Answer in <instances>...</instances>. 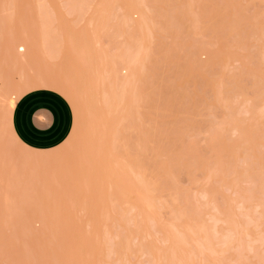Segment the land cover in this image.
<instances>
[{"label": "rangeland", "instance_id": "rangeland-1", "mask_svg": "<svg viewBox=\"0 0 264 264\" xmlns=\"http://www.w3.org/2000/svg\"><path fill=\"white\" fill-rule=\"evenodd\" d=\"M144 5L145 73L107 104ZM36 87L74 112L49 150L11 127ZM262 263L264 0H0V264Z\"/></svg>", "mask_w": 264, "mask_h": 264}, {"label": "crops", "instance_id": "crops-1", "mask_svg": "<svg viewBox=\"0 0 264 264\" xmlns=\"http://www.w3.org/2000/svg\"><path fill=\"white\" fill-rule=\"evenodd\" d=\"M74 112L65 96L53 88L36 87L16 101L11 127L22 144L36 150L61 145L72 131Z\"/></svg>", "mask_w": 264, "mask_h": 264}, {"label": "bare ground", "instance_id": "bare-ground-1", "mask_svg": "<svg viewBox=\"0 0 264 264\" xmlns=\"http://www.w3.org/2000/svg\"><path fill=\"white\" fill-rule=\"evenodd\" d=\"M143 1V0H142ZM142 5V4H141ZM133 8H131L130 10H132ZM134 9H135V12H136V14H138L137 16H138V20L136 21V20H133L132 19V16L130 17V14L128 15V13L126 14V16L124 15V19H123V21H121V23H122V26L123 27H127V26H131V27H129V29L128 28H125L124 29V31H123V28L122 27H119V30H120V28H121V30L124 32V33H126V36H127V38H128V36L130 35H128L127 34V29L128 30H130V28H137V30L136 29H134V30H136V33L134 32L133 34H132V36H134V38H135V36H136V34H137V36H139L138 35V32H139V30H138V28H140V29H145V31H146V35H148L149 34V36L147 37L148 39L151 37V35H152V37L151 38H153V34H154V31H153V29L156 27L155 26V18L154 17H152L151 15H150V13H152L151 12V8H149L148 6H145L144 5V9H143V6L141 7V6H139V7H134ZM101 11V10H100ZM150 12V13H149ZM152 18V19H151ZM153 18H154V20H153ZM124 23V24H123ZM125 25V26H124ZM127 25V26H126ZM157 25V24H156ZM120 30V31H121ZM126 31V32H125ZM141 31H144V30H141ZM141 31H140V33H141ZM144 31V32H145ZM153 31V32H152ZM133 32V31H132ZM143 32V33H144ZM122 33V32H121ZM121 33H120V36H122L121 35ZM142 33V34H143ZM135 34V35H134ZM145 34V33H144ZM141 36H143V35H141ZM140 36V37H141ZM130 37V36H129ZM135 38L134 40L133 39H131L130 40V38L127 40H125L124 42H123V40H122V46H121V52L119 53V58H118V63L115 61V62H113L111 65H110V69H109V72H108V74H109V78H108V80H109V82H110V84H111V86H109L110 87V90L109 91H107L106 93H105V101L107 102V104H108V102H109V99H120V100H123L124 98H125V93L127 92V90L130 88V85L131 84H133V81H135V79L137 78V76L139 75L138 73H140L141 71H143L144 70V65H145V61H146V59H147V50H148V46L146 45V41H148V40H146L145 38H143V37H141V38ZM126 38V37H125ZM131 38H133V37H131ZM151 40V39H150ZM119 67L120 68H123L124 70H125V74L124 75H122V72H121V74H120V72H119ZM145 69H146V67H145ZM139 70H140V72H139ZM143 73H145L144 71L142 72V74L141 75H143ZM140 78V75H139V77L137 78V79H139ZM106 91V90H105ZM137 175V174H136ZM138 181V180H137ZM121 186V185H120ZM137 186H138V184H137ZM118 187H119V185H118ZM132 187V186H131ZM136 187V186H135ZM119 188H122V187H119ZM138 188H140V186H138ZM124 189V188H123ZM131 190H132V188H130ZM134 189V188H133ZM130 190V191H131ZM133 191H135V190H133ZM132 192V191H131ZM138 192V191H137ZM139 193V192H138ZM138 195V194H137ZM121 209V208H120ZM212 221V220H211ZM193 223V222H192ZM197 225V224H196ZM245 226V225H244ZM206 227V226H205ZM216 227V226H215ZM191 230V229H190ZM189 230V231H190ZM245 232V231H244ZM192 234V233H191ZM198 235V234H197ZM246 235V234H245ZM190 237V236H189ZM199 237V236H198ZM215 237V236H214ZM248 237V236H247ZM176 238V237H175ZM180 238H183V236L182 237H180ZM178 239V238H177ZM194 240H195V238H194ZM208 240V239H207ZM176 241V240H175ZM174 241V242H175ZM126 242V241H125ZM173 242V243H174ZM180 242H182V241H180ZM184 242V241H183ZM192 242V241H191ZM222 242V241H221ZM191 245V244H190ZM198 245V244H197ZM214 245H216V244H214ZM249 245V244H248ZM200 246V245H199ZM191 248H193V247H191ZM196 248H197V246H196ZM220 248V247H219ZM194 249V248H193ZM206 249V248H205ZM209 249V248H208ZM211 249V248H210ZM227 250V249H226ZM184 252V251H183ZM221 252H223V251H221ZM189 253V252H188ZM191 254V253H190ZM192 255V254H191ZM194 255V254H193ZM208 255V254H207ZM256 255V254H255ZM183 260V259H182ZM240 261V260H239ZM185 262V261H184ZM262 264H264V263H262Z\"/></svg>", "mask_w": 264, "mask_h": 264}]
</instances>
